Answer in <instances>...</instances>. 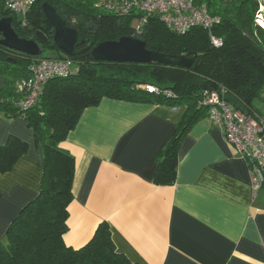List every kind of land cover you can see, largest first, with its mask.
<instances>
[{
  "label": "trees",
  "instance_id": "16d2710c",
  "mask_svg": "<svg viewBox=\"0 0 264 264\" xmlns=\"http://www.w3.org/2000/svg\"><path fill=\"white\" fill-rule=\"evenodd\" d=\"M8 1L0 0V17L11 16L17 34L37 41L43 52L30 56L0 44V113L20 116L31 127L42 146V173L37 195L12 219L5 240L0 239V264H140L116 249L106 221L97 225L82 246L66 245L63 235L68 228L74 158L59 143L83 109L102 97L183 105V114L160 153L154 174V183L171 184L180 138L207 115L210 104L204 101L205 90L224 89L222 97L232 108L262 117L256 101L264 102V27L255 17L263 0H196L219 18L210 29L222 38L218 47L210 41L206 28L193 26L178 33L155 15L137 31L139 13H118L99 0H34L24 16L12 11ZM44 2L52 5L67 25L94 35L96 42L132 36L151 50L177 55L194 51L196 56L191 67L185 68L154 61H96L89 49L84 50L69 56L77 68L74 73L50 78L35 104L22 107L25 91L21 84L35 59L68 56L54 43L53 27L42 10ZM148 84L158 90L148 91ZM26 149V142L15 136L0 144V173L10 170Z\"/></svg>",
  "mask_w": 264,
  "mask_h": 264
},
{
  "label": "crops",
  "instance_id": "0c3cea01",
  "mask_svg": "<svg viewBox=\"0 0 264 264\" xmlns=\"http://www.w3.org/2000/svg\"><path fill=\"white\" fill-rule=\"evenodd\" d=\"M183 110L111 97L83 109L59 143L74 158L66 245L82 246L106 221L116 249L140 264H264V185L253 193L248 163L218 121L197 120L179 140L175 180L154 183ZM9 136L27 149L0 173L2 240L37 195L42 173V146L31 127L0 113V144Z\"/></svg>",
  "mask_w": 264,
  "mask_h": 264
},
{
  "label": "built area",
  "instance_id": "2783aa9c",
  "mask_svg": "<svg viewBox=\"0 0 264 264\" xmlns=\"http://www.w3.org/2000/svg\"><path fill=\"white\" fill-rule=\"evenodd\" d=\"M34 0H9L8 6L18 16L26 15ZM104 6L118 13L135 11L139 13V21L135 27L140 31L141 25L150 16H157L169 29L184 33L193 26H201L208 30L210 41L216 47L223 41L210 29L219 21L218 16L207 11L204 3L196 0H112L100 1ZM262 5L259 6L255 20L264 17ZM261 25V24H260ZM262 26V25H261ZM77 70L69 56L61 58L37 57L31 66L29 76L23 80L21 89L24 96L22 107L35 104L43 92L46 82L53 77H65ZM148 91H157L154 85H146ZM221 90H205L206 103H209L207 116L218 121L223 129L226 140L235 151L248 163L250 183L253 193H257L264 185V117L253 116L232 108L222 97Z\"/></svg>",
  "mask_w": 264,
  "mask_h": 264
},
{
  "label": "water",
  "instance_id": "95a60500",
  "mask_svg": "<svg viewBox=\"0 0 264 264\" xmlns=\"http://www.w3.org/2000/svg\"><path fill=\"white\" fill-rule=\"evenodd\" d=\"M43 13L53 27L55 45L66 55L73 56L84 50H90L96 61L136 62L191 67L196 53L189 51L183 54H168L146 48L145 42L132 36H121L116 40L96 42V37L67 25L66 20L56 12L55 8L44 2ZM0 44L9 49L39 56L43 49L34 39L20 37L12 26V17H0Z\"/></svg>",
  "mask_w": 264,
  "mask_h": 264
},
{
  "label": "rangeland",
  "instance_id": "374dc122",
  "mask_svg": "<svg viewBox=\"0 0 264 264\" xmlns=\"http://www.w3.org/2000/svg\"><path fill=\"white\" fill-rule=\"evenodd\" d=\"M263 5H264V0L262 1V7ZM256 105L259 107L260 111L262 112V115H263L262 117H264V102H262L261 100H257Z\"/></svg>",
  "mask_w": 264,
  "mask_h": 264
},
{
  "label": "bare ground",
  "instance_id": "6f19581e",
  "mask_svg": "<svg viewBox=\"0 0 264 264\" xmlns=\"http://www.w3.org/2000/svg\"><path fill=\"white\" fill-rule=\"evenodd\" d=\"M259 23L264 27V17H262L261 19H259Z\"/></svg>",
  "mask_w": 264,
  "mask_h": 264
}]
</instances>
